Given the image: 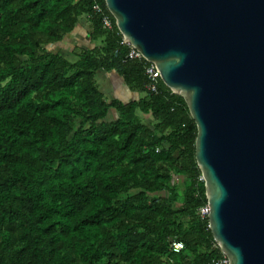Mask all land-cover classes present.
Masks as SVG:
<instances>
[{"label": "trees", "instance_id": "obj_1", "mask_svg": "<svg viewBox=\"0 0 264 264\" xmlns=\"http://www.w3.org/2000/svg\"><path fill=\"white\" fill-rule=\"evenodd\" d=\"M82 15L89 42H100L75 49L74 61L49 50ZM129 49L105 0H0V264L221 255L199 212L207 198L186 100L161 79L147 91L150 63L128 59ZM99 69L142 95L108 100ZM111 109L118 116L107 119ZM175 240L185 246L178 254Z\"/></svg>", "mask_w": 264, "mask_h": 264}, {"label": "water", "instance_id": "obj_2", "mask_svg": "<svg viewBox=\"0 0 264 264\" xmlns=\"http://www.w3.org/2000/svg\"><path fill=\"white\" fill-rule=\"evenodd\" d=\"M123 40L185 98L208 226L230 264H264V0H105Z\"/></svg>", "mask_w": 264, "mask_h": 264}, {"label": "rangeland", "instance_id": "obj_3", "mask_svg": "<svg viewBox=\"0 0 264 264\" xmlns=\"http://www.w3.org/2000/svg\"><path fill=\"white\" fill-rule=\"evenodd\" d=\"M88 33L89 22L86 16L82 15L78 18V21L71 32L65 34L60 41L49 44L47 48L52 52L61 54L64 58L70 61H74L76 59L75 49L77 50L78 47L86 46L92 47L94 44L100 42L98 40L95 42H89ZM117 78L122 81V78L114 70L99 69L95 73V80L99 88L103 91L105 97L109 100L111 98H118L113 97L114 93L112 92L113 86L115 85V83H117ZM141 95V93L133 91L129 100L139 98ZM118 99L127 101L121 97H119ZM108 115L109 116L107 117V119H114L118 116V113L115 110L111 109ZM142 117L146 122H151V119L148 115H143ZM200 178L203 179L202 175Z\"/></svg>", "mask_w": 264, "mask_h": 264}, {"label": "built area", "instance_id": "obj_4", "mask_svg": "<svg viewBox=\"0 0 264 264\" xmlns=\"http://www.w3.org/2000/svg\"><path fill=\"white\" fill-rule=\"evenodd\" d=\"M94 11L95 12H101V8L98 5H95ZM102 24H103V27H105V28H111L112 22H111L109 15H104L102 17ZM123 42L128 44L130 47V49L127 53V56H126L128 59H145L138 49H136L134 46L130 45L128 42H125L124 40H123ZM146 61H148V60H146ZM148 62L150 64L147 65L145 68V77H146L145 88L149 92H156L157 91V84L159 82V79H161V78H160L159 71H158L156 65L153 62H150V61H148ZM209 210H210V208H209V205L207 203L205 205L201 206L199 208L200 216L201 217H208ZM215 245L218 246L216 241H215ZM184 247L185 246H184V243L182 241L175 240L171 244V251L174 254H178L184 249ZM169 264H178V263L173 257H171L169 260ZM209 264H230V261H229L228 256L221 251V255L216 257V258H213Z\"/></svg>", "mask_w": 264, "mask_h": 264}, {"label": "crops", "instance_id": "obj_5", "mask_svg": "<svg viewBox=\"0 0 264 264\" xmlns=\"http://www.w3.org/2000/svg\"><path fill=\"white\" fill-rule=\"evenodd\" d=\"M112 92L114 93L113 97H118V98L121 97V98H123L124 100H127V101H129V99L131 97V94H132V91H130L127 88V86L124 84V82L120 81L119 78H117V83H115V85L113 86ZM111 99H113V98H111ZM127 101H123V102H127Z\"/></svg>", "mask_w": 264, "mask_h": 264}]
</instances>
